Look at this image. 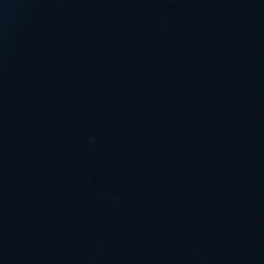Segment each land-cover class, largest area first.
Instances as JSON below:
<instances>
[{"label":"water","instance_id":"1","mask_svg":"<svg viewBox=\"0 0 264 264\" xmlns=\"http://www.w3.org/2000/svg\"><path fill=\"white\" fill-rule=\"evenodd\" d=\"M0 264H264V0H0Z\"/></svg>","mask_w":264,"mask_h":264}]
</instances>
